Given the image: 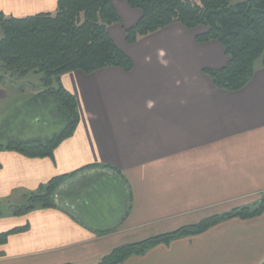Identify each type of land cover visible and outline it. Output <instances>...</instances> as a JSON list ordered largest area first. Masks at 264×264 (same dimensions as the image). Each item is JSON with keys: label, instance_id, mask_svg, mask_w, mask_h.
<instances>
[{"label": "crops", "instance_id": "obj_1", "mask_svg": "<svg viewBox=\"0 0 264 264\" xmlns=\"http://www.w3.org/2000/svg\"><path fill=\"white\" fill-rule=\"evenodd\" d=\"M57 3L0 0V11L23 18L54 13ZM114 5L122 21L109 32L132 59V70L104 67L62 75L61 82L78 102V126L52 157L0 150V199L11 205L54 177L98 167L60 186L59 207L0 217V233L27 226L0 246V264H98L119 246L264 197L263 59L243 89H220L204 69H221L228 58L217 40H196L206 27L187 29L174 23L128 44L125 29L141 13L124 1ZM8 91L0 85V121ZM101 170L114 172L127 188L124 213L108 225L93 223L82 206L89 200L79 194L81 182ZM263 262L264 213L225 220L201 234L132 255L122 264Z\"/></svg>", "mask_w": 264, "mask_h": 264}, {"label": "trees", "instance_id": "obj_2", "mask_svg": "<svg viewBox=\"0 0 264 264\" xmlns=\"http://www.w3.org/2000/svg\"><path fill=\"white\" fill-rule=\"evenodd\" d=\"M116 0H58L53 13H39L23 18L0 11V84L25 78L30 73L41 75L45 87L43 98L55 97L65 119L64 129L46 140L12 138L0 150H12L28 157H52L55 149L76 130L80 114L76 97L61 82V76L75 70L93 73L104 67L133 68L132 59L118 46L109 27L121 23ZM138 10V22L125 29L126 42L152 34L174 23L187 29L206 27L196 37L200 43L217 40L228 58L221 69H204L214 84L223 90L239 91L254 76L256 62L264 64V0H246L232 5V0H119ZM10 79L8 80V78ZM87 166L79 171L60 175L25 195V204L10 205L12 216H21L36 208H57L56 192L79 173L96 168ZM106 168H113L105 166ZM1 168V164H0ZM130 194L127 195L129 204ZM0 199V217L4 216ZM264 213V197L256 204L213 215L175 231L119 246L103 255L98 264H122L132 255H142L153 247L170 244L181 237L201 234L231 218L251 219ZM27 226L0 233V246L13 233ZM111 228L102 230L107 232ZM72 264V263H67ZM264 264V262H263Z\"/></svg>", "mask_w": 264, "mask_h": 264}, {"label": "rangeland", "instance_id": "obj_3", "mask_svg": "<svg viewBox=\"0 0 264 264\" xmlns=\"http://www.w3.org/2000/svg\"><path fill=\"white\" fill-rule=\"evenodd\" d=\"M243 1L246 0H232V5ZM118 30L119 28H115L117 35ZM3 37L4 32L0 28V40ZM0 85L9 90L5 118L0 121V144L6 145L12 138L46 140L64 129L66 122L59 111L57 99L41 96L46 88L41 84L40 74L30 73L25 78L15 77ZM81 186L79 194L89 200L86 204L82 202V206L91 219L95 220L94 224L108 225L122 216L126 208L123 198L127 188L114 172L101 170L94 178L81 182ZM25 202L24 197L14 204L23 205ZM3 210L4 214L9 213L8 202H4Z\"/></svg>", "mask_w": 264, "mask_h": 264}]
</instances>
